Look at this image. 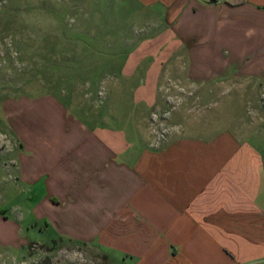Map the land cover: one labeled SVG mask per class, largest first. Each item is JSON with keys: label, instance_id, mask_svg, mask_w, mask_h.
Masks as SVG:
<instances>
[{"label": "crops", "instance_id": "0c3cea01", "mask_svg": "<svg viewBox=\"0 0 264 264\" xmlns=\"http://www.w3.org/2000/svg\"><path fill=\"white\" fill-rule=\"evenodd\" d=\"M139 1L162 8L185 84L243 78L264 88V0ZM145 82L140 100L156 106L157 77ZM117 96L116 108L94 114L51 95L6 106L20 142L16 171L43 183L46 226L112 264H264V142L260 130L247 136L264 124L248 119L199 137L179 109L171 120L179 132L152 148L153 108L131 104L139 134L131 140Z\"/></svg>", "mask_w": 264, "mask_h": 264}, {"label": "rangeland", "instance_id": "374dc122", "mask_svg": "<svg viewBox=\"0 0 264 264\" xmlns=\"http://www.w3.org/2000/svg\"><path fill=\"white\" fill-rule=\"evenodd\" d=\"M161 10L139 0H0V264H112L96 246L56 237L38 216L47 197L43 183L27 184L16 171L20 142L6 117L15 100L51 95L94 114L116 108L118 95L116 118L131 140L139 136L128 114L132 103L153 108L147 132L153 125L167 131L163 143L180 130L171 121L179 109L199 137L248 119L264 124V88L257 83L183 82ZM149 73L158 80L156 106L146 107L140 92ZM106 98L112 103L103 106ZM261 126L247 136L254 140L260 130L264 142Z\"/></svg>", "mask_w": 264, "mask_h": 264}, {"label": "built area", "instance_id": "2783aa9c", "mask_svg": "<svg viewBox=\"0 0 264 264\" xmlns=\"http://www.w3.org/2000/svg\"><path fill=\"white\" fill-rule=\"evenodd\" d=\"M149 135L152 138L151 147L159 148V146L165 141L167 137V131H159V128H155L154 125L150 128Z\"/></svg>", "mask_w": 264, "mask_h": 264}, {"label": "water", "instance_id": "95a60500", "mask_svg": "<svg viewBox=\"0 0 264 264\" xmlns=\"http://www.w3.org/2000/svg\"><path fill=\"white\" fill-rule=\"evenodd\" d=\"M216 2H217L216 0H209V4H214Z\"/></svg>", "mask_w": 264, "mask_h": 264}, {"label": "trees", "instance_id": "16d2710c", "mask_svg": "<svg viewBox=\"0 0 264 264\" xmlns=\"http://www.w3.org/2000/svg\"><path fill=\"white\" fill-rule=\"evenodd\" d=\"M216 1H218V0H216ZM58 241H59V240H58ZM54 243H57V241H53V244H54Z\"/></svg>", "mask_w": 264, "mask_h": 264}]
</instances>
